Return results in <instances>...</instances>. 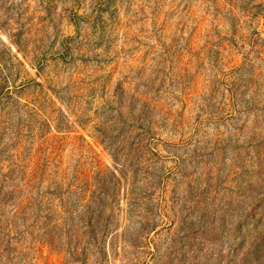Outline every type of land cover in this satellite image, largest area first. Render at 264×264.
<instances>
[{
  "label": "rangeland",
  "instance_id": "rangeland-1",
  "mask_svg": "<svg viewBox=\"0 0 264 264\" xmlns=\"http://www.w3.org/2000/svg\"><path fill=\"white\" fill-rule=\"evenodd\" d=\"M0 264H264V0H0Z\"/></svg>",
  "mask_w": 264,
  "mask_h": 264
}]
</instances>
